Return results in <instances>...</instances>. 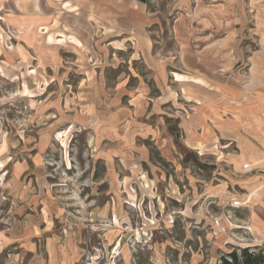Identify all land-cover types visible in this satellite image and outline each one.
I'll return each mask as SVG.
<instances>
[{
    "label": "rangeland",
    "instance_id": "obj_1",
    "mask_svg": "<svg viewBox=\"0 0 264 264\" xmlns=\"http://www.w3.org/2000/svg\"><path fill=\"white\" fill-rule=\"evenodd\" d=\"M152 61L222 125L189 137L197 107L164 104ZM246 248L264 252V0H0V264Z\"/></svg>",
    "mask_w": 264,
    "mask_h": 264
},
{
    "label": "crops",
    "instance_id": "obj_2",
    "mask_svg": "<svg viewBox=\"0 0 264 264\" xmlns=\"http://www.w3.org/2000/svg\"><path fill=\"white\" fill-rule=\"evenodd\" d=\"M149 69H151L153 72L157 75V87L158 90H160L162 96H159L163 100H167L166 103H172L175 105V100L178 104L183 105V110L185 111L187 107H190V105H194L193 107L196 108V117H193L191 119L187 118L186 115L183 112H180L182 117H179L183 121V129L186 130L189 133V137H193L195 135V131L203 130L204 123L207 122V120H211L214 122V126L217 127L219 124L222 125L223 122H221V119L219 120L218 117H223V112L217 108L218 105H220L218 102L214 101L212 103H208L206 101V97L201 94V92L197 89L194 90L193 82L191 81H179L176 80L173 75H171V72L169 70V63L164 62H153L151 65H149ZM177 87V88H176ZM178 89V90H177ZM175 92H174V91ZM183 92V94H179V96H183V99H178V92ZM186 91L189 93L195 94V99H186ZM185 93V95H184ZM177 96V97H176ZM197 101L200 102L198 105ZM208 104H211L210 106ZM221 111V112H220ZM214 117V118H212ZM191 135V136H190ZM193 139V138H192ZM195 140V139H194Z\"/></svg>",
    "mask_w": 264,
    "mask_h": 264
},
{
    "label": "trees",
    "instance_id": "obj_3",
    "mask_svg": "<svg viewBox=\"0 0 264 264\" xmlns=\"http://www.w3.org/2000/svg\"><path fill=\"white\" fill-rule=\"evenodd\" d=\"M142 4H147L150 0H135ZM224 264H264V252L252 251L251 248L235 250L229 254V258L224 260Z\"/></svg>",
    "mask_w": 264,
    "mask_h": 264
}]
</instances>
